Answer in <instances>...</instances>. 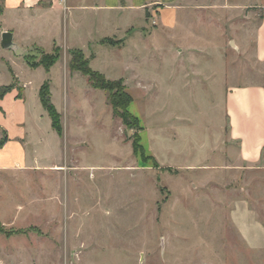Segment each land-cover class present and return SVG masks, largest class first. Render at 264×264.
Masks as SVG:
<instances>
[{
  "label": "rangeland",
  "instance_id": "obj_1",
  "mask_svg": "<svg viewBox=\"0 0 264 264\" xmlns=\"http://www.w3.org/2000/svg\"><path fill=\"white\" fill-rule=\"evenodd\" d=\"M2 6L0 31L4 24L31 38L28 20L2 14ZM76 17L80 27L59 38L61 57L49 71L25 58L41 60L37 48L53 53L49 38L41 48L16 37L15 51L0 35V86L22 93L28 85L32 124L46 113L34 130L44 163L59 165L0 174V264H264L251 259L229 222L232 201L255 191L264 219V169H231L237 149L226 117L229 87L264 85L254 52L259 8L246 9L225 34L155 31L152 7ZM72 47L92 69L123 80L157 166L134 151L136 130L114 116L108 93L69 69ZM45 82L63 137L39 101Z\"/></svg>",
  "mask_w": 264,
  "mask_h": 264
},
{
  "label": "crops",
  "instance_id": "obj_2",
  "mask_svg": "<svg viewBox=\"0 0 264 264\" xmlns=\"http://www.w3.org/2000/svg\"><path fill=\"white\" fill-rule=\"evenodd\" d=\"M89 1L2 0V14L12 13L16 19L28 20V26L33 28L34 32L30 35L31 38L29 35L24 37V30L16 31L14 27L4 24L1 25V32H12L13 40L18 46L16 37L24 38L28 46L43 48L42 42L47 40L44 38L46 36L53 48L55 45L60 46L61 38L68 40L70 26L77 29L80 27L76 20L77 11L91 9L106 14L114 10L137 8L143 11L152 7L157 20L155 31L171 35H199L218 29L219 33L225 34L235 32L233 19L245 14L246 9L259 8L261 17L255 29L254 52L256 59L264 63V0ZM247 17L254 18V15ZM160 47L158 46V49ZM23 87L25 89L22 93L19 89L13 88L0 99V127L6 130L9 138L0 147V174L30 169H54V166H59L57 162L44 163L46 155L39 149L42 140H39V136H34V130L40 126L39 121L46 119V113L39 110L37 120L32 124L31 109L27 103L28 85L23 84ZM39 92L40 88L38 97L42 105ZM226 92L228 137L237 149L232 150V153H235L234 158L232 157L235 163L230 167L231 169L238 167L241 170L264 169V85L252 83L232 86ZM50 127L54 130L51 118ZM257 199V191L248 196L238 197L232 201L229 211L230 226L238 234L255 263L258 256L264 258V219L254 203Z\"/></svg>",
  "mask_w": 264,
  "mask_h": 264
},
{
  "label": "trees",
  "instance_id": "obj_3",
  "mask_svg": "<svg viewBox=\"0 0 264 264\" xmlns=\"http://www.w3.org/2000/svg\"><path fill=\"white\" fill-rule=\"evenodd\" d=\"M3 10V6L1 8ZM149 16V14H147ZM1 35V31H0ZM106 40V39H104ZM104 40L103 43H104ZM41 54L42 58L39 61H34L30 55H26L25 58L31 67L43 66L47 71L60 59L61 47L58 45L54 46L55 51L51 54H45L43 50L37 48ZM71 58L69 60V69L71 71H79L88 77V81L94 88L102 89L108 93V101L112 107L113 114L115 117L120 118L124 124L130 128L135 129L134 139L132 141L133 148L136 153H139L142 157L147 159L156 160L152 156H147L145 153V147L142 143L141 131L143 126L141 120L136 116L131 110L130 105L133 102V97L128 91L123 80H110L106 78L104 74L99 71L92 69L90 65V59L84 56L81 49H72L70 51ZM14 87L12 85L0 86V99L4 97L6 93L11 91ZM40 99L44 109L48 112L52 127L54 130L62 135L63 133V122L62 115L54 105L51 99V91L49 82H45L40 88ZM3 136L0 138V147H2L8 141V134L5 129L0 127ZM157 166V163L155 164ZM4 231V226L0 223V232Z\"/></svg>",
  "mask_w": 264,
  "mask_h": 264
},
{
  "label": "water",
  "instance_id": "obj_4",
  "mask_svg": "<svg viewBox=\"0 0 264 264\" xmlns=\"http://www.w3.org/2000/svg\"><path fill=\"white\" fill-rule=\"evenodd\" d=\"M1 42L8 49H13L15 51L21 50L20 47L14 42L13 34L10 31H3L1 33Z\"/></svg>",
  "mask_w": 264,
  "mask_h": 264
}]
</instances>
